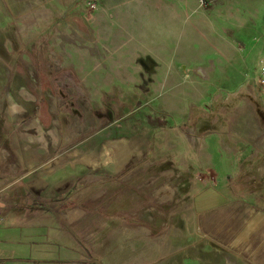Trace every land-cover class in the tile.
<instances>
[{
    "label": "crops",
    "instance_id": "1",
    "mask_svg": "<svg viewBox=\"0 0 264 264\" xmlns=\"http://www.w3.org/2000/svg\"><path fill=\"white\" fill-rule=\"evenodd\" d=\"M135 3L144 4L147 0L129 4L115 1L110 9L113 15L100 12L93 17L99 57L87 51L92 50L90 43L81 45L70 34L65 36L69 71H82L81 80L91 89L124 87L127 92L121 101L135 103L132 110L110 117L99 134L88 141H77L80 133L76 135L73 130L65 136L66 130H61L63 114L56 112L51 117L47 112L45 99L41 98L42 84L35 83L39 93L36 99L30 94H26L28 99L22 96L26 103H20L13 92L7 96L10 114L23 113L22 117L7 118L8 109L0 107V264H106L114 262L116 250L126 246L129 256L143 251L139 259L153 261L150 226L144 219L135 223L134 218H128L134 213L133 206L117 207L116 202L132 197L133 187L136 191L148 188L142 185L141 181L148 180L142 171L168 160L172 176L179 181L192 177L195 171L208 177L216 159L220 162L214 167L219 175H224L229 168L241 170V164H253L257 158V152L245 150L258 138L254 105L242 101L225 109L216 104L217 90L222 87L219 51L212 54L211 64L178 60L174 57L178 47L175 43L166 44L163 28L148 29L146 18L134 19L135 9L127 13ZM81 35L89 37L86 33ZM85 39L90 42V38ZM107 47L111 51L107 52ZM139 52L158 60L160 67L151 87L135 92L131 87L140 82L130 74L128 65ZM205 74L208 82H204ZM23 76L28 81L22 92L29 93L31 76L27 70ZM71 88L77 89L78 85ZM101 94L93 98L102 104L119 97H110L109 93L104 96V91ZM70 98L78 99L73 93ZM210 101L212 104L206 108ZM64 102L68 105L67 99ZM32 103L37 110L33 107L31 112L27 105ZM225 111L242 113L234 116L237 120L232 126L228 117L225 119ZM54 121L56 129L52 127ZM71 135L76 137L74 143H61ZM51 139L57 146H50ZM39 143L41 147H34ZM254 168L259 166H248L240 175ZM219 179L186 183L185 200L178 201L180 206L184 204L180 209L182 222L197 241L244 263L260 264V254L264 252V207L252 205L220 187ZM165 189L168 195L174 192L169 185ZM105 198L112 202H100L95 207ZM88 201L95 205L90 208ZM135 236L143 239L133 242V246L126 244Z\"/></svg>",
    "mask_w": 264,
    "mask_h": 264
},
{
    "label": "rangeland",
    "instance_id": "2",
    "mask_svg": "<svg viewBox=\"0 0 264 264\" xmlns=\"http://www.w3.org/2000/svg\"><path fill=\"white\" fill-rule=\"evenodd\" d=\"M115 1L120 0H0V107L9 108L7 96L11 92L15 98L20 99V103H26L22 99L23 97L28 99L26 94L36 99L39 93L35 83L42 84L41 98L45 99L47 112L51 117L57 115L56 112L63 114V122H60L61 130H66L65 136L73 130L76 135L80 133L81 137L77 141L80 139L88 141L95 133L99 134L110 117H120L128 110H132L135 103L121 101L127 92L124 87L91 89L85 87L81 80V76L84 75L82 71L75 73L73 69L71 73L67 68L70 54L66 34L73 36L78 44L90 43L92 50L87 51L99 57L101 50L96 44L99 38L95 36L97 28L93 23L95 21L93 17L95 18L100 12L105 16L113 15L114 12L110 9H113L111 4ZM122 1L129 4L133 0ZM132 9H135L134 19L146 18L148 29L163 28L166 44L175 43L178 47L179 51L174 52L176 54L174 57L178 60L211 64L212 54L219 51L222 87H220L221 91L217 90L216 104L225 109L242 101L254 105L258 138L254 142L255 145L253 143L245 150L257 152L258 156L252 161L253 164L244 163L240 168L245 170L244 168L248 166L258 165L259 169L254 168L250 171V168V172H245L242 176L241 170L229 168L227 171L224 170V175H219L214 165L218 166L220 160L216 159L212 162L213 173L208 177L203 176L200 171H195L192 177L175 181L168 160L167 163H155L150 166L141 172L143 177L148 178L147 181H141L142 185L146 184L148 188L136 191L133 187L132 197L126 200L116 199V202L117 207L133 206L134 213L128 215V218H134L135 223L144 219L146 225L150 226L154 260L139 259L143 256V251L136 256H129L125 251L129 247L126 246V249L120 247L116 250L114 262H106V264H251L244 263L232 255L228 256L219 249H213L205 242L197 241L182 222L183 214L180 209L184 204L180 206V203L185 200V187L188 181L191 184V181L203 184V180L214 181L219 177L220 187L230 190L252 205L264 207V92L255 82L264 66V0H147L144 4L135 3L127 13ZM83 33L88 34L89 37L82 36ZM57 34L61 39L57 38ZM85 38H90V42ZM108 51L111 50L108 48ZM146 56L150 55L139 52L132 57L128 65L130 74L140 82L135 87H131L136 90L135 92L145 91L152 85L148 81L149 76L138 63L140 57ZM155 61L158 70L160 66L158 60ZM25 70L31 76L28 82L29 93L28 90L22 92V87L27 85L28 81L23 76ZM58 72L60 73L57 74ZM236 72H238L237 76ZM156 74L158 75V71L154 75ZM238 75L241 77L239 78ZM95 78L98 79V76ZM204 80V82L209 81L206 74ZM224 83L227 85L224 86ZM75 85H78V88L72 89L71 87ZM103 91L104 96L109 93L110 97L115 95L119 97L105 104L100 103V100H94L93 96L100 97ZM71 93L78 98V102L72 98L73 105L70 100ZM212 96L213 91L210 99ZM66 99L68 105L64 102ZM61 104L63 105L60 106ZM211 104L210 101L205 105L206 108ZM27 106L30 107L31 112L34 111L33 107L36 109L33 103ZM7 112L9 113L7 118L18 119L24 115L23 113L12 115L9 109ZM241 113L225 111L224 116L225 119L228 117V121L230 120L233 126L237 120L234 116H239ZM231 114L232 118H230ZM0 120H3L2 115ZM56 125L57 122L54 121L52 127L56 129ZM74 138L76 137L72 135L64 137L61 143L66 142V145H69L74 143ZM49 143L50 146L58 144L52 139ZM4 146L6 144H3ZM41 146L39 143L34 147ZM7 149L10 151V148ZM255 160L258 162L255 163ZM239 161L238 159L236 162ZM132 184L139 186L137 182ZM168 185L174 191H171L170 195L165 189ZM161 188L164 189L161 191ZM122 190L123 188L119 191ZM107 199L96 202V205L88 201L87 206L96 207L100 202L102 205L110 204L112 199L111 201ZM142 204H144L143 210ZM142 239V236H135L126 244L132 245L133 242L138 243ZM260 256L262 259L260 264H264V252H261Z\"/></svg>",
    "mask_w": 264,
    "mask_h": 264
},
{
    "label": "water",
    "instance_id": "3",
    "mask_svg": "<svg viewBox=\"0 0 264 264\" xmlns=\"http://www.w3.org/2000/svg\"><path fill=\"white\" fill-rule=\"evenodd\" d=\"M138 63L140 64V66H142L144 71L149 76V79H148L149 83H152L153 82L152 77L157 72V63H156L155 59L153 57H150V56L140 57L138 59Z\"/></svg>",
    "mask_w": 264,
    "mask_h": 264
},
{
    "label": "built area",
    "instance_id": "4",
    "mask_svg": "<svg viewBox=\"0 0 264 264\" xmlns=\"http://www.w3.org/2000/svg\"><path fill=\"white\" fill-rule=\"evenodd\" d=\"M255 82L257 86H259L264 92V66H262L261 71H260V76L256 78ZM0 215H1V212H0Z\"/></svg>",
    "mask_w": 264,
    "mask_h": 264
},
{
    "label": "bare ground",
    "instance_id": "5",
    "mask_svg": "<svg viewBox=\"0 0 264 264\" xmlns=\"http://www.w3.org/2000/svg\"><path fill=\"white\" fill-rule=\"evenodd\" d=\"M14 110V109H13Z\"/></svg>",
    "mask_w": 264,
    "mask_h": 264
}]
</instances>
